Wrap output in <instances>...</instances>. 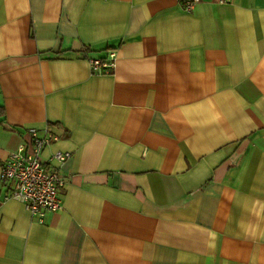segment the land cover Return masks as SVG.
<instances>
[{"label":"crops","instance_id":"1","mask_svg":"<svg viewBox=\"0 0 264 264\" xmlns=\"http://www.w3.org/2000/svg\"><path fill=\"white\" fill-rule=\"evenodd\" d=\"M188 1L0 0V162L69 153L41 221L0 181V264H264V0Z\"/></svg>","mask_w":264,"mask_h":264},{"label":"built area","instance_id":"2","mask_svg":"<svg viewBox=\"0 0 264 264\" xmlns=\"http://www.w3.org/2000/svg\"><path fill=\"white\" fill-rule=\"evenodd\" d=\"M198 0H189L184 9L190 11ZM223 2V0H220ZM116 53L109 51L104 58H90L88 64L95 74H108L115 66ZM28 138L20 143L15 152L0 162V181L7 185L3 201L20 202L26 212L41 221L47 212L61 210L60 189L65 178L55 164H61L69 157L68 152H54L43 160L42 150L58 140L50 126L41 130L26 129Z\"/></svg>","mask_w":264,"mask_h":264}]
</instances>
